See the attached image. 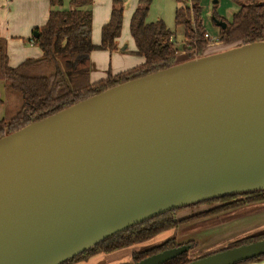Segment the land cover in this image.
<instances>
[{
	"label": "water",
	"instance_id": "obj_1",
	"mask_svg": "<svg viewBox=\"0 0 264 264\" xmlns=\"http://www.w3.org/2000/svg\"><path fill=\"white\" fill-rule=\"evenodd\" d=\"M215 45L0 137V264H63L170 211L264 191V39ZM132 247L117 251L131 252L123 264L264 256V239L197 258L183 244L137 262L144 250Z\"/></svg>",
	"mask_w": 264,
	"mask_h": 264
},
{
	"label": "trees",
	"instance_id": "obj_2",
	"mask_svg": "<svg viewBox=\"0 0 264 264\" xmlns=\"http://www.w3.org/2000/svg\"><path fill=\"white\" fill-rule=\"evenodd\" d=\"M238 10L226 28H219L217 41L223 45L243 44L264 39V0H232ZM51 11L46 24L38 30L33 44L41 51L39 58H28L16 67L9 65L6 41L0 39V137L16 131L32 121L43 119L83 99L110 87L165 69L177 63L181 52L185 59L201 56L208 47V39L202 22L201 0H175L174 23L183 29L186 45L179 50L172 41L173 33L161 20L148 23L146 17L152 0H138L133 12L129 32L135 44V54L144 58L138 67L109 75L106 79L90 83L88 73L70 76L69 70L89 58L91 52L117 50L123 17L122 0H112L109 21L103 25L100 43L91 40L93 0H69L63 8V0H49ZM221 19V18H218ZM34 31V32H35ZM264 202V191L244 195L225 196L188 208L210 206V209L189 219L218 215L247 205ZM186 209V208H185ZM174 210L136 225L111 237L77 257L63 263L76 264L97 254H112L134 245L148 242L159 234L176 229L183 221L176 219ZM264 239V231L231 241L233 248ZM183 244L170 238L157 247L134 253V262L158 252ZM250 261H263L261 256ZM188 253L165 264H187Z\"/></svg>",
	"mask_w": 264,
	"mask_h": 264
},
{
	"label": "crops",
	"instance_id": "obj_3",
	"mask_svg": "<svg viewBox=\"0 0 264 264\" xmlns=\"http://www.w3.org/2000/svg\"><path fill=\"white\" fill-rule=\"evenodd\" d=\"M122 4L123 17L121 30L123 32L126 26L129 28L130 18L138 5V0H122ZM67 6L68 2L65 5L63 0L62 7L66 8ZM111 7L112 0H93L91 9V40L94 45L100 43L101 29L103 25L109 21ZM51 9L49 0H0V39L6 41L7 55L11 67L18 66L28 58H39L41 56V51L33 44L32 37L35 30L40 29L46 24ZM119 38L116 40L117 50L113 52L103 50L91 52L89 55L90 64L88 68L82 71L77 69L78 72L75 71L69 73L70 76H76L80 73L87 72L90 83H96L100 80L106 79L109 75L115 76L142 65L144 63V58L135 54V44L133 40L131 47L125 52L123 51L125 48H122V44L118 42ZM0 87H2V84ZM254 207L262 208L264 207V203ZM176 214V217L180 218V221H183V223L173 231L163 232L155 238L167 234L168 236H175L174 238L176 241L180 243L193 242L192 240H189L192 234H185L184 232H193L198 229L197 226L204 221H189L188 218L190 217H188V214H190V210L178 211ZM214 217L216 216H208V219ZM263 221L264 218L258 220L256 223L257 226L262 225ZM239 234L240 233H237L235 236H221L217 242L207 243L205 250L215 252L229 243V239L235 238L239 236ZM193 243L195 244V242ZM144 244H139L138 247L146 246ZM136 247L137 246H134L132 248ZM126 252L127 251L116 252L113 254H97L90 257L87 261L78 262L76 264L131 263V252ZM242 264H264V262L247 261Z\"/></svg>",
	"mask_w": 264,
	"mask_h": 264
},
{
	"label": "rangeland",
	"instance_id": "obj_4",
	"mask_svg": "<svg viewBox=\"0 0 264 264\" xmlns=\"http://www.w3.org/2000/svg\"><path fill=\"white\" fill-rule=\"evenodd\" d=\"M69 0H64L65 5ZM175 0H152L150 8L146 17V21L156 22L161 20L165 23L166 27L173 33L172 41L174 46L179 50H182V46L186 45L187 42L183 36V29L181 27H176L174 23V11H175ZM202 8V22L206 34L215 40L208 39V47L206 48L208 52H213L218 49L215 44L218 43L217 35L219 28L216 27L212 17L218 21H231L233 14L238 10L237 4L232 0H201ZM221 18V19H218ZM224 19V20H223ZM122 44V48H125L123 51H128L132 44V38L129 33V28L126 26L124 31L120 34L119 41ZM120 47V49H121ZM229 46H222V50L228 48ZM119 52V51H118ZM129 55V54H127ZM184 56L180 52L177 57V61H184ZM90 64L89 58L81 62L75 68L69 70V73L77 71L86 70ZM78 72V71H77ZM1 85V84H0ZM3 96V89L0 87V98ZM201 207V206H200ZM200 207L196 208H187L185 210H190L193 212ZM232 211V210H231ZM180 212V211H179ZM219 217H214L208 219V217H201L197 219V222H203L199 224L198 229L194 230L191 233L184 232L185 234H192L189 240L195 242V246L189 251L190 255H194L195 258L201 257L205 254L213 253V251L205 250L207 243H215L221 236H235L237 233H240L239 236L229 239L228 242L241 239L243 237L259 233L264 231V221L262 225L257 226V221L264 218V207L248 211H228ZM261 213V214H260ZM215 215V216H218ZM262 226V227H261ZM218 236V237H216ZM175 237V236H174ZM216 237V238H215ZM163 238V239H162ZM167 234L160 236L157 240L151 241L150 244L142 246L139 248L140 251L147 250L153 246H157L162 243L164 240H167ZM228 244V243H227ZM226 244V245H227ZM219 246V245H218ZM217 246V247H218Z\"/></svg>",
	"mask_w": 264,
	"mask_h": 264
},
{
	"label": "built area",
	"instance_id": "obj_5",
	"mask_svg": "<svg viewBox=\"0 0 264 264\" xmlns=\"http://www.w3.org/2000/svg\"><path fill=\"white\" fill-rule=\"evenodd\" d=\"M205 37L207 38V39H209L210 37L206 34L205 35ZM211 39V38H210ZM211 40H215V39H211Z\"/></svg>",
	"mask_w": 264,
	"mask_h": 264
}]
</instances>
